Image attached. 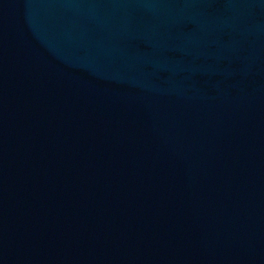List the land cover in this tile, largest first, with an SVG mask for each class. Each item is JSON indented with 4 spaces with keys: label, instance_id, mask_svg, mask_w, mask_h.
I'll list each match as a JSON object with an SVG mask.
<instances>
[{
    "label": "water",
    "instance_id": "obj_1",
    "mask_svg": "<svg viewBox=\"0 0 264 264\" xmlns=\"http://www.w3.org/2000/svg\"><path fill=\"white\" fill-rule=\"evenodd\" d=\"M0 264H264V0H0Z\"/></svg>",
    "mask_w": 264,
    "mask_h": 264
}]
</instances>
